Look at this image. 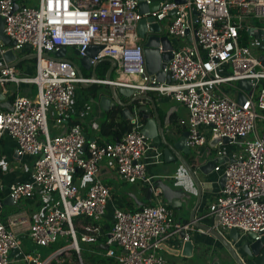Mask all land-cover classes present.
I'll return each mask as SVG.
<instances>
[{
    "label": "built area",
    "instance_id": "obj_1",
    "mask_svg": "<svg viewBox=\"0 0 264 264\" xmlns=\"http://www.w3.org/2000/svg\"><path fill=\"white\" fill-rule=\"evenodd\" d=\"M154 1L37 0L31 7L18 2L14 10L13 0H0L2 31L10 41L3 45L0 40V88L6 92L12 83L36 89L33 96L14 94L12 110L0 111V139L6 135L18 156L33 158L29 179L12 186L8 196L13 206L36 199L44 210L33 223L24 213L0 219V264H62L69 253L75 264H85L79 243L96 246L98 255L114 264H166L160 247L169 238L178 235L183 242L195 231L204 233L177 222L161 202V189L154 187L155 177L147 176L146 164L149 152L158 161L161 151L142 135L140 117L118 141L88 140L79 124L65 126L75 87L85 85L124 86L175 101L185 110L179 124L188 132L186 145L195 157L207 148L211 133L229 139L215 151L216 158L226 159L213 170L224 182L208 211L218 218L215 227L223 235L235 229L240 237H264V0H164L156 11L139 13L140 2ZM149 18L171 43L172 57L162 70L169 83L157 82L145 70L137 26ZM89 46L101 47L92 64L105 58L115 62L114 79L79 77L67 58L55 57L62 48L76 49L82 57ZM26 49L35 55V74L17 78L3 55ZM140 79L144 84L136 85ZM241 80L249 81L248 91L237 86ZM239 93L243 105L237 102ZM49 119L54 129L64 131L51 136ZM227 146L234 150L228 153ZM103 168L123 183L150 187L155 204L115 207L110 228L104 229L112 195L103 183ZM80 179L87 183L85 192L76 182ZM23 239L53 251L45 259L32 257Z\"/></svg>",
    "mask_w": 264,
    "mask_h": 264
},
{
    "label": "crops",
    "instance_id": "obj_2",
    "mask_svg": "<svg viewBox=\"0 0 264 264\" xmlns=\"http://www.w3.org/2000/svg\"><path fill=\"white\" fill-rule=\"evenodd\" d=\"M22 3V1H21ZM23 4V3H22ZM164 28V26H162ZM142 41V40H141ZM143 42V41H142ZM74 53V49H71ZM30 55L28 50H24L23 52H20L17 54L18 58H23ZM68 59V58H67ZM70 60V59H68ZM5 63V62H4ZM22 64V63H21ZM20 65V64H19ZM4 66L3 63H0V67ZM101 66V65H100ZM98 66L97 68L100 69L101 67ZM97 70V69H96ZM15 75L17 78H31L34 76L35 71L34 68H30L29 65L23 69V67H16L15 69ZM97 72V71H96ZM83 76L85 75L84 71L82 72ZM90 75V74H89ZM97 75V74H96ZM86 77V76H85ZM91 77V76H87ZM99 79V78H97ZM105 79V78H104ZM95 86H104V85H95ZM11 87L12 90L9 89ZM82 89H89L87 86H78ZM14 89V90H13ZM6 92L2 91L0 88V94L4 96L5 101L11 102V96L13 94H20L23 96H33L35 94V87L33 85L28 84H19L16 86L15 84H8L6 85ZM76 93V91H75ZM107 97L109 96L108 93L104 94ZM149 96L152 98L154 105H155V112L158 115L159 122L163 131V136L165 137V140L173 142L176 141L179 135L183 131H185L181 126H173L172 119H176V124L179 125V120L183 119V116H185V110L175 101H172L169 98L165 97H159L153 93H150ZM78 97L75 96L73 100V104L71 105L69 109V117L68 121L65 124L70 125L72 123L79 124L85 136L88 138V140L93 139H101L100 135V125L106 118V113L101 110V107L99 105V99L96 101L97 110L94 112L93 107H91V111H85V103L87 101L82 102L81 99H77ZM120 100L123 103H127L129 99L124 97H119ZM2 101H0V104ZM88 103V102H87ZM143 107L146 109L145 113L148 116V118H153L154 113L152 109V105L149 102H144L141 105H137L132 109V118H139V114L137 112L138 108ZM112 109V108H111ZM111 109L109 111H111ZM0 111H3L0 108ZM108 111V112H109ZM131 111V110H130ZM122 116V114H121ZM122 119V118H121ZM145 120V119H144ZM146 121V120H145ZM144 124V123H143ZM53 134L62 133L64 131V127L54 129L53 128ZM172 140V141H171ZM150 144L154 148H158L159 151H161V157L158 159V161H155L152 159V152H149L147 154L146 164H147V176L148 177H155L154 181H157L158 179H162L164 184L168 185L173 190H189L190 192H193L190 194V198L188 200L187 205L183 203L182 206L178 207H172L171 205H168V207L172 210L174 219L182 224L189 223V216L191 210L194 208L196 204V193L195 189L191 183V181L186 177L185 170L181 167L179 162L177 160L165 164L162 154L163 147L161 145H154ZM230 146L226 147V150H229ZM16 147L13 141H11L6 135H3L0 139V202L5 199V197L8 196L9 190L12 186L19 182H24L29 179L30 173L32 171L33 166V158L29 156L20 157L16 154ZM230 153V151H227ZM210 155H213V157H210ZM232 154H228V157H231ZM197 165L201 166L200 164H204L208 161V159H216L218 160L217 164L219 163V160L222 162H225L226 159L224 158H216V152H211L210 149L202 148L200 151L197 152ZM182 158L189 164H194V157L191 155H182ZM103 165H107L104 163ZM101 176L104 178L103 182L105 185H107L111 189V202L108 207L107 217L104 219L105 221L108 220L110 217V214L112 210L115 207L126 209V210H136L139 208L138 202H141L145 199L146 189L142 187V185L138 184L139 186L133 187V191L129 190L127 194L125 193V189L122 187V185H131L127 183L121 182L117 175L114 172H111L107 170L106 168H103L102 173H100ZM201 177L200 175H198ZM220 175H217L215 173H211L210 175L206 176L204 178L205 189L201 193V201L200 204L196 210V219H199L202 216H205V222L207 225L211 228H214L216 230V221L215 216L211 215L208 211L209 204L213 201L215 196L218 194L220 190V186L218 185V179ZM171 177V178H170ZM175 177V178H173ZM78 186L80 187L82 192L86 191L87 183L84 179H80L76 181ZM207 183H211L212 185H209ZM131 185V186H135ZM122 194H126L124 197H122ZM161 202L163 203V196L161 195ZM152 203L155 204V200L151 198V203L146 204L152 205ZM178 202L175 203L177 205ZM143 207V206H142ZM23 213L27 216L28 220L33 223L41 219L43 216L44 210L42 205L39 203L38 200H24L18 203L14 206H4L0 209V219L5 220L10 215L15 214H22ZM223 235V234H222ZM225 235V234H224ZM191 239L195 243V247L193 250V254L190 258H182V257H175L172 255L170 256V259L168 260L167 264H229L228 259L229 256L225 252V250L222 249V246L213 238H211L207 233H199L194 232ZM181 241L177 236H172L169 238L165 245L171 249H179L181 247ZM22 247L23 249L29 246V241L27 239L22 240ZM214 250L212 253L210 259H207V251L208 250ZM218 249H221L225 252L224 256H216L215 251ZM206 256V257H205ZM223 258V259H222ZM205 261V262H204ZM23 263L22 261H16L12 264H20Z\"/></svg>",
    "mask_w": 264,
    "mask_h": 264
},
{
    "label": "water",
    "instance_id": "obj_3",
    "mask_svg": "<svg viewBox=\"0 0 264 264\" xmlns=\"http://www.w3.org/2000/svg\"><path fill=\"white\" fill-rule=\"evenodd\" d=\"M13 9L16 10L18 6L19 0H13ZM159 1L164 0H155L150 5H146L143 2H140L138 5L139 13L145 14L148 11H156L159 6ZM176 4H182L184 0H173ZM171 15L174 12L170 13ZM3 23L4 20L0 18V40L3 45H8L10 43L9 38L3 34ZM148 24V28H146V24ZM149 32L150 35H146V32ZM161 26L158 23H153V19H142L137 26V34L139 38L143 41V57H144V65L147 76L151 78H155L157 82H162L163 80L166 83L170 82L169 75L164 74L162 70L165 68V65L170 61L172 55L171 51V43L167 37L160 35ZM14 45V43H11ZM161 47V52L159 50ZM262 49V47H261ZM101 50L100 46H89L87 47L86 51L84 52V56L79 57V52L75 49L74 55L78 57V63H74L71 60H67V62L71 63L74 66L79 77H83V70L84 71H91V78L97 79L96 77V69L101 63H108L109 68L105 74V81H110L112 79L113 72L116 68V64L113 60L109 58L97 60L92 64V60L96 57L97 53ZM67 53V49L62 48L58 53L55 54V57L60 59H65ZM4 62L8 67L16 68L19 64L25 61H32L35 59V55L31 54L23 58H18L17 54L8 50L3 55ZM264 64V62H263ZM4 68L1 66L0 69ZM144 81L140 79L136 81V85H143ZM249 81L241 80L237 83V86L245 91L249 90ZM87 87H92L93 85H85ZM108 90V97L102 96L99 98V105L101 110L104 112H108L111 108L120 107L122 108L121 111V118L122 120H129L130 122L133 121L132 114L130 108L135 106L137 102H149L152 105L154 117L148 118L146 114L142 115V118L145 119V123L141 129V133L144 138L148 141H151L154 145H161L163 147L162 154L164 163L168 164L175 160L179 162L181 167L186 172V177L191 181L195 193H196V204L194 208L190 212L189 216V223L196 229L201 230L207 233L213 240L217 241L221 246L222 249L225 250L227 255L229 256V264H264V237L259 240H254L255 236L253 234H248L246 236L240 237L235 229L229 230V232L225 235H222L214 228H211L207 225L204 221L205 216L196 219V210L201 201V193L205 189L204 184L206 181H203L206 176L213 173V170L217 166L218 160L216 159H208L207 162L204 164H200L201 166L197 165V158L198 156L192 155L194 159V164L189 165L183 158L182 155H191V150L186 145V139L188 136L187 131H183L181 135L177 138L176 141L170 142L165 140L163 136V131L159 122V118L157 113L155 112V105L152 98L149 94H138V91L133 88H128L124 86L114 87L112 85L105 86ZM124 97L129 99L127 103H123L119 97ZM4 96L0 94V108L2 110L11 111V103L10 101H5ZM237 102L241 105L244 104L245 100L241 93L237 95ZM137 112L145 113L146 109L143 107L138 108ZM86 139H88L86 137ZM172 141V140H171ZM223 143L224 145H228L231 141L227 138H221L218 133H211L209 136V140L207 143V147L210 149L211 152H215L217 150L218 143ZM86 146L84 147L85 150ZM230 161H234L230 159ZM219 163L222 164L223 162L219 160ZM200 175L201 177H199ZM224 182V177H220L218 179V185L220 188L222 187ZM212 185L211 183H207ZM154 187H158L161 189L162 196H163V203L165 205H171L172 207H180L184 203L185 206L188 203L190 198L189 190H173L168 185L164 184L162 179H158L154 183ZM177 205H175V203ZM151 203V188L148 187L146 189L145 199L141 202H138V207H142L146 204ZM4 206H13L12 200L9 196L5 197L3 201H1L0 209ZM215 221L217 223L218 218L215 217ZM182 237V235H181ZM181 247L179 249H171L167 247L165 244L161 245V250L163 253H167L168 255H172L175 257H182V258H190L193 254V250L195 247V243L192 239L188 241L181 242ZM102 250H106V246L99 247Z\"/></svg>",
    "mask_w": 264,
    "mask_h": 264
},
{
    "label": "rangeland",
    "instance_id": "obj_4",
    "mask_svg": "<svg viewBox=\"0 0 264 264\" xmlns=\"http://www.w3.org/2000/svg\"><path fill=\"white\" fill-rule=\"evenodd\" d=\"M24 3L26 6H29L31 7L32 5H35L37 0H19V5H21L20 3ZM162 26H164V24H162ZM262 53V56H264V51H261ZM66 58L70 59L71 61H73L74 63H78V57H76L74 55V53L72 52L71 48H68L67 49V53H66ZM29 65L30 68H34V61H25L22 63L21 67H23V69H25V67H27ZM84 71V70H83ZM85 75L84 76H91V71H84ZM230 73V70L229 72ZM90 74V75H89ZM97 74V72H96ZM97 78H100L99 75H96ZM112 78L114 79L115 78V75L113 74L112 75ZM10 90L11 87H9ZM227 89L229 90H232L230 87H227ZM14 90V89H13ZM36 91V89H35ZM75 91L76 93L74 94V98L75 96L78 97L77 99H81L82 102L84 101H87L84 105H85V108L84 110L85 111H91V107H93L94 109V112H96L97 110V106H96V101L102 97V96H106L104 94H107L108 93V90L105 86H95V87H90L89 89H82V88H79L78 86L75 87ZM48 129H49V132L51 134V136H53V124L51 122V120L49 119L48 120ZM229 150L227 151H233L234 150V147H228ZM210 157H213V155H210ZM106 183V181H103ZM104 183V184H105ZM131 185H134V184H131ZM131 185H122V187L125 189V193L127 194V192L129 190L133 191L134 193V188L133 187H136V186H139L138 184H136L135 186H131ZM140 187V186H139ZM143 187V186H142ZM144 188V187H143ZM145 189V188H144ZM126 194H122L121 196L124 197ZM152 205H154V203H152ZM75 221V219H74ZM77 235H78V232H77ZM69 242H64L60 245H68ZM79 246H80V249H81V256H82V259L84 261L85 264H99V259H104L102 256L98 255V253L96 252V246H92L91 244H82V243H79ZM24 251L25 252H29V254L32 256V257H37L38 255L40 256L41 259H45L49 254L52 253V249H46V248H41V247H37L33 244H31L29 242V246H27L26 248H24ZM214 252V250L212 249L211 251L208 250L207 251V259L209 260L212 253ZM225 252L222 251L221 249H218L217 251H215V255L216 256H224ZM164 256V259L166 261V264L168 262V260L170 259V256H168L167 254L163 253L162 254ZM206 257V256H205ZM223 259V258H222ZM60 263L62 262L61 259L59 260ZM63 263L65 264H75V260L73 258V254L69 253L67 254L66 257H63ZM205 262V261H204ZM62 263V264H63ZM20 264H23L20 262Z\"/></svg>",
    "mask_w": 264,
    "mask_h": 264
},
{
    "label": "trees",
    "instance_id": "obj_5",
    "mask_svg": "<svg viewBox=\"0 0 264 264\" xmlns=\"http://www.w3.org/2000/svg\"><path fill=\"white\" fill-rule=\"evenodd\" d=\"M21 65L22 64L18 65V67H21ZM100 65L99 66L101 68L100 69L97 68V70H96L97 75L100 76L99 80H104L105 74L109 68V64L104 62V63H101ZM93 87H95V85H93L92 88ZM13 96H14V94L11 96V99ZM143 103L144 102H137L135 104V106L141 105ZM135 106L130 108L131 112ZM121 111H122V108L115 107V108H112L111 111L106 113V118L100 125L101 139L108 140V141H118L130 132V130L132 128V124L129 120H122L121 119ZM138 114H139V117L141 118V122L145 123V120L142 118V113L138 112ZM175 120L176 119H174V118L172 119L173 126H175V127L180 126L179 123H178L179 125L176 124ZM72 124H74V123H72ZM109 222H110V217L108 218V220L105 221L104 229L107 230L110 228ZM62 246H64V245L57 244L54 247V250H57ZM99 264H114V263L111 259H99Z\"/></svg>",
    "mask_w": 264,
    "mask_h": 264
},
{
    "label": "flooded vegetation",
    "instance_id": "obj_6",
    "mask_svg": "<svg viewBox=\"0 0 264 264\" xmlns=\"http://www.w3.org/2000/svg\"><path fill=\"white\" fill-rule=\"evenodd\" d=\"M34 61V60H33Z\"/></svg>",
    "mask_w": 264,
    "mask_h": 264
}]
</instances>
